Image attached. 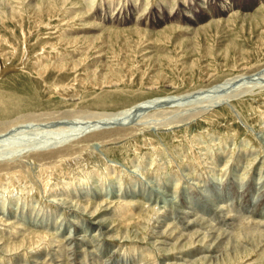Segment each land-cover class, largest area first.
I'll list each match as a JSON object with an SVG mask.
<instances>
[{"label": "rangeland", "instance_id": "374dc122", "mask_svg": "<svg viewBox=\"0 0 264 264\" xmlns=\"http://www.w3.org/2000/svg\"><path fill=\"white\" fill-rule=\"evenodd\" d=\"M0 73V264H264V0H0ZM158 179L172 205L122 194Z\"/></svg>", "mask_w": 264, "mask_h": 264}, {"label": "bare ground", "instance_id": "6f19581e", "mask_svg": "<svg viewBox=\"0 0 264 264\" xmlns=\"http://www.w3.org/2000/svg\"><path fill=\"white\" fill-rule=\"evenodd\" d=\"M201 4V3H200ZM7 65V64H6ZM248 69V68H247ZM1 74V73H0ZM257 74V73H256ZM208 77V76H207ZM233 79V78H232ZM233 81H234V79H233ZM226 82H228V81H226ZM226 85V84H225ZM246 85V84H245ZM213 86V85H212ZM244 86V85H243ZM223 87H225V86H223ZM245 87H247V85L245 86ZM251 87H253V86H251ZM210 89V88H209ZM237 89V88H236ZM242 89H245V88H242ZM248 88H246L245 90H247ZM249 89H250V87H249ZM238 90H241V89H239L238 88ZM238 90H235V91H238ZM210 91V90H209ZM229 91V90H228ZM234 92V91H233ZM252 92V91H251ZM208 93V92H207ZM185 95V94H184ZM211 95V94H210ZM237 94H235V96H236ZM239 95V94H238ZM223 97H224V95H222ZM201 97V96H200ZM218 98H216L215 99V102H214V100H213V103L212 104H209V105H214V107L216 106V105H219V104H222V103H229L228 102V100L229 99H223V98H220L219 99V96H217ZM228 97V96H227ZM167 97H154V98H150V99H147V100H144V101H141V102H139V103H137V104H134V105H132V106H130V107H127V108H124V109H121V110H118V111H114V112H111V113H107L106 115H105V117H103V118H101L100 119V122L101 121H109V122H114V123H116L117 121H123L125 118H128V117H131L132 115H133V112H134V110H136V108L137 109H139L140 108V106H143V105H145V104H148V103H151V102H153V101H155V100H162V99H166ZM205 99H206V97H205ZM207 100V99H206ZM212 100V99H211ZM201 101V100H200ZM166 103V102H165ZM161 105V104H160ZM198 106V105H197ZM201 107H203V106H201ZM190 108V107H189ZM201 109V108H200ZM199 110V109H198ZM183 112H185V111H183ZM194 112V111H193ZM99 115H101V114H99ZM188 115V114H187ZM135 116V115H134ZM146 117L148 116V115H145ZM133 117V116H132ZM131 117V118H132ZM140 119H141V117H140ZM143 119V118H142ZM141 119V120H142ZM194 119V118H193ZM144 120H145V118H144ZM180 120V119H179ZM127 121V120H126ZM137 121V120H136ZM188 121V120H187ZM95 122H97L96 120H95ZM128 122V121H127ZM138 122V121H137ZM145 122V121H144ZM174 122V121H173ZM93 123V122H92ZM121 122H119V124H120ZM136 123V122H135ZM175 123V122H174ZM88 124V123H87ZM98 124V123H97ZM101 124V123H100ZM99 124V125H100ZM128 124V123H127ZM148 124V123H147ZM93 126H96V125H93ZM98 126V125H97ZM105 126V125H104ZM91 127V126H90ZM92 128H94V127H92ZM99 128V127H98ZM102 128V127H101ZM77 130V129H76ZM238 131V130H237ZM254 131H256V130H254ZM154 132V131H153ZM249 132H251V130L249 131ZM256 133V132H255ZM6 134V133H5ZM72 134V133H71ZM217 134V133H216ZM252 134V133H251ZM73 135V134H72ZM254 136V135H253ZM252 136V137H253ZM257 136H258V139H264V129H263V131H261L260 133H258L257 134ZM63 137V136H62ZM251 136H249V138H250ZM64 138H66V137H64ZM253 139V138H252ZM256 139V138H255ZM47 141V140H46ZM49 141V140H48ZM56 143V142H55ZM256 143H258V142H256ZM58 144V143H57ZM261 145H262V143H261ZM32 146V145H31ZM157 146V145H156ZM159 146V145H158ZM154 147V146H153ZM100 149V148H99ZM154 149V148H153ZM158 149V148H157ZM138 150V149H137ZM223 151V150H222ZM225 151V150H224ZM259 151V150H258ZM260 151H261V149H260ZM138 152H140V151H137V153ZM222 153V152H221ZM247 153H248V151H247ZM250 153H252V152H250ZM237 154V153H236ZM86 155H88V154H86ZM251 155V154H250ZM80 157V156H79ZM142 157V156H141ZM91 158V157H90ZM88 159V158H87ZM260 160V159H259ZM65 161V160H64ZM175 161V160H174ZM263 161V160H262ZM113 162H114V160H113ZM116 163V162H115ZM235 165L233 166V164H232V168H233V172H234V170H235V166H236V164L237 163H234ZM243 164V163H242ZM87 165V164H86ZM85 165V166H86ZM138 165V164H137ZM154 165V164H153ZM239 165V164H238ZM150 166V165H149ZM117 167V166H116ZM141 167V166H140ZM139 167V168H140ZM212 167H214L213 165H212ZM211 167V168H212ZM82 168V167H81ZM107 168H109V167H107ZM61 169V168H60ZM141 169V168H140ZM258 173H259V177L261 176V173H260V169H262V167L261 166H259L258 168ZM62 170V169H61ZM89 170V169H88ZM114 170V169H113ZM132 170V169H131ZM60 171V170H59ZM96 171V170H95ZM109 171V170H108ZM141 171V170H140ZM97 172V171H96ZM115 172V171H114ZM122 172V171H121ZM125 172H126V170H125ZM124 172V173H125ZM133 172H134V170H133ZM136 172V171H135ZM83 173V172H82ZM86 173H87V171H86ZM91 173V172H90ZM120 173V172H119ZM60 174H62V173H60ZM59 174V175H60ZM84 174V173H83ZM97 174V173H96ZM100 174V173H99ZM107 174H108V172H107ZM135 174V173H134ZM143 174H145V173H143ZM82 175V174H81ZM114 175H116V174H114ZM140 175H142V174H140ZM95 176V175H94ZM98 176V175H97ZM104 176V175H103ZM73 177V176H72ZM96 177V176H95ZM111 177H113L112 175H111ZM77 178V177H76ZM75 178V179H76ZM82 178V177H81ZM162 178V177H161ZM90 179H91V177H90ZM93 179V178H92ZM98 179V178H97ZM146 179V178H145ZM65 180H67V179H65ZM101 180H102V178H101ZM156 180V179H155ZM154 180V181H155ZM159 181H158V183L155 185V186H151V188H149V187H147L146 185V187L144 186V187H142L141 189H134V188H132V190H129V189H127V190H124L123 192H122V194L124 195V197L125 198H131V197H133V198H136V199H143V198H138V197H140V194H142L143 196H145L144 197V199H146L147 201H149V202H151V203H154V204H157L158 206H160V207H164L165 205H169V203L172 205L173 204V202L174 201H172V200H174V198H175V196L173 195V192L174 191H172V194L171 193H169L167 190H168V187L171 185V184H173V181H171V180H168L167 181V183H165V184H161L160 182H162L160 179H158ZM246 180V179H245ZM245 180H240L241 182L239 183V186L238 187H240V191H239V204L241 205L242 204V202H241V200H242V196L244 195V193H243V191H245V189L247 188L246 187V185L248 184V183H245ZM149 181V180H148ZM22 182V181H21ZM68 182H70V181H68ZM98 182H99V180H98ZM155 182H157V180L155 181ZM231 182V181H230ZM230 182H228L227 181V185H229V186H231V183ZM90 183H92V182H90ZM103 183V182H102ZM54 184H55V182H54ZM97 184V183H96ZM101 184V183H100ZM117 184V183H116ZM149 184V183H148ZM1 186L0 187H2L3 185L2 184H0ZM13 185V184H12ZM50 185V184H49ZM57 185V183L55 184V186ZM61 185H62V183H61ZM111 185H113V183H111ZM214 188L212 187V188H210L209 189V192L211 193V195H212V197H208V195L209 194H206V193H203V194H201V196H203L204 197V199L206 200V201H208V203H212V205H211V209H213L214 210V213H215V211L216 212H218L217 211V209L219 208L218 207V203H219V201H224V199H226V200H229V201H233V200H235V197H234V195L232 194V193H234V192H231V191H233L230 187H227V186H224V184H219V183H217V182H214ZM11 186V185H10ZM26 186V185H25ZM52 186V185H51ZM55 186H54V188H55ZM59 186V185H58ZM79 186V185H78ZM248 186V185H247ZM8 187H9V185H8ZM84 187H86V185L84 186ZM104 187H105V185H104ZM131 186H129V188H130ZM6 188V187H5ZM4 188V189H5ZM19 188V187H18ZM45 188H47L46 186H45ZM186 188V187H185ZM230 188V189H229ZM63 189H65L64 187H63ZM67 189H68V187H67ZM107 189V188H106ZM7 190H9V188L7 189ZM96 190V189H95ZM110 190V189H109ZM248 190H250V191H255L256 193H258V192H262V199L264 198V180H260V178H258V180H257V182H251V184H250V186H249V189ZM10 191H13V190H10ZM21 191H23V190H21ZM36 191V190H35ZM45 191V190H44ZM59 191H60V189H59ZM63 191H66V190H63ZM107 191V190H106ZM168 192L169 194H171L170 195V197L169 196H166L167 194L165 193V192ZM169 191H170V189H169ZM186 191H187V189H186ZM188 191H189V189H188ZM5 194H6V192H8V191H3ZM17 192H18V189H17ZM24 192V191H23ZM22 192V193H23ZM58 192V191H57ZM185 192V191H184ZM190 192V191H189ZM1 193H2V191H1ZM27 193V192H26ZM73 193V192H72ZM112 193V194H111ZM111 195L112 196H115V195H117L116 193V191L115 190H113V191H111ZM236 193V192H235ZM12 194H14V193H12ZM20 194V193H19ZM189 194V193H188ZM3 195V194H2ZM10 195V194H9ZM15 195H17L16 193H15ZM24 195V194H23ZM22 195V196H23ZM57 195V194H56ZM85 196H86V194H84ZM177 195V194H176ZM4 196V195H3ZM14 196V195H13ZM12 196V197H13ZM18 197L20 196V195H17ZM72 196H74V195H72ZM118 196V195H117ZM189 196V195H188ZM75 197V196H74ZM73 197V198H74ZM80 197V196H79ZM105 197V196H104ZM103 197V198H104ZM107 197V196H106ZM119 197H120V195H119ZM183 197H185V196H183ZM10 198V197H9ZM17 198V197H16ZM60 198V197H59ZM62 198V197H61ZM76 198V197H75ZM111 198V197H110ZM117 198V197H116ZM177 198V197H176ZM175 198V199H176ZM188 198V197H187ZM198 198H199V196H198ZM2 199V198H1ZM0 199V200H1ZM56 199V198H55ZM54 199V200H55ZM112 199H114L113 197H112ZM245 199V198H244ZM12 200H14V198L12 199ZM16 200V199H15ZM57 200H58V197H57ZM107 200V199H106ZM115 200V199H114ZM246 203L248 204V207H249V209H250V212L257 218V220L259 221V223L260 222H264V204H256V202H254V201H252L253 203H249V198L248 197H246ZM3 201V200H2ZM8 201V200H7ZM67 201V200H66ZM102 201V200H101ZM105 201V200H104ZM103 201V202H104ZM129 201V200H128ZM187 201V200H186ZM258 201V200H257ZM10 202H11V200H10ZM16 202V201H15ZM14 202V203H15ZM103 202H101V203H103ZM112 202V201H111ZM260 202V201H259ZM32 203V202H31ZM57 203V202H56ZM100 203V202H99ZM4 203H2L1 205H3ZM17 204V203H16ZM15 204V205H16ZM70 204V203H69ZM68 204V205H69ZM78 204V203H77ZM95 204H97V203H95ZM111 204V203H110ZM185 204V203H184ZM67 205V204H66ZM71 205H74V204H72L71 203ZM101 205V204H100ZM109 205V204H108ZM239 205V206H240ZM76 206V205H75ZM78 207H81V206H79V204L77 205ZM123 206V205H122ZM244 206V205H243ZM5 207V206H4ZM9 207V206H8ZM69 207V206H68ZM104 207V206H103ZM242 207V206H241ZM1 208H3V207H1ZM17 208V207H16ZM15 208V209H16ZM84 208H86L85 206H84ZM99 208H100V206L99 205H95V207H94V210L93 211H91L90 210V212L88 213L89 215H90V218H89V220H88V223L86 224V226H76L75 227V230H74V234H76V239L78 238H82V237H84L85 236V234H82V233H85L88 229H91V228H93V229H98L99 231H100V229L102 230V231H106L107 229H108V225L107 224H105L106 223V219H105V217H104V215H105V213H106V211H105V209L104 208H101V215H97V211L99 210ZM127 208V207H126ZM5 209V208H4ZM193 209V208H192ZM221 210V209H220ZM0 211H4V210H0ZM7 211V210H6ZM11 211V210H10ZM131 211H132V209H131ZM168 211V210H167ZM211 211V210H210ZM5 212V211H4ZM12 212V211H11ZM25 212V211H24ZM126 212V211H125ZM183 211H181V213H182ZM184 212H186V213H184ZM183 212V214H185V215H183L185 218L187 217V216H189L190 214H189V212H187V211H184ZM193 212H195V211H193ZM16 213V212H15ZM22 213V212H21ZM44 213H46V212H44ZM123 213V212H122ZM191 213V212H190ZM9 214V213H8ZM28 214V213H27ZM48 214H50V213H48ZM112 214V213H111ZM192 214V213H191ZM217 214V213H216ZM220 214V213H219ZM224 214V213H223ZM43 215V214H42ZM86 215V214H85ZM126 215H127V213H126ZM182 215V214H181ZM193 215V214H192ZM2 216V215H1ZM8 216V215H7ZM12 216V215H11ZM33 216V215H32ZM31 216V217H32ZM44 216V215H43ZM49 216V215H48ZM60 216V215H59ZM105 216H107V215H105ZM124 216V215H123ZM164 216V215H163ZM6 217V216H5ZM14 217V216H13ZM73 217V216H72ZM165 217V216H164ZM225 217V216H224ZM33 218V217H32ZM28 219V218H27ZM75 219V218H74ZM108 219V218H107ZM188 219V218H187ZM198 219V218H197ZM161 220V219H160ZM182 220V219H181ZM183 220H184V218H183ZM182 220V221H183ZM34 221H36V219L35 220H33V222ZM41 221V220H40ZM39 221V222H40ZM72 221V220H71ZM214 221V220H213ZM37 222V221H36ZM36 222H35V224H36ZM38 222V223H39ZM83 222V221H82ZM81 222V223H82ZM111 222V221H110ZM187 222V221H186ZM205 222V221H204ZM6 223V222H5ZM22 223V222H21ZM51 223V222H50ZM71 223V222H70ZM112 223V222H111ZM189 223H190V221H189ZM188 223V224H189ZM73 224V223H72ZM75 224V223H74ZM73 224V225H74ZM77 224V223H76ZM187 224V223H186ZM263 224V223H262ZM17 225V224H16ZM49 225V224H48ZM85 225V224H84ZM115 225V224H114ZM216 225V224H215ZM25 226V225H24ZM110 226V225H109ZM146 226V225H145ZM241 226V225H240ZM255 226V225H254ZM51 227V226H50ZM49 227V228H50ZM160 227V226H159ZM36 228V227H35ZM48 228V229H49ZM144 228H146V227H144ZM256 228V227H255ZM259 228V227H258ZM51 229V228H50ZM72 229V228H71ZM73 229H74V226H73ZM263 229V228H262ZM13 230V229H12ZM12 230H10V231H12ZM15 231V230H14ZM17 231V230H16ZM68 231H70V230H68ZM97 231V230H96ZM96 231H94V232H96ZM195 231V230H194ZM243 232V231H242ZM109 233V232H108ZM107 233V234H108ZM112 233V232H111ZM21 234V233H20ZM65 234V233H64ZM106 234V233H105ZM127 234V233H126ZM254 234V233H253ZM47 235H49V234H47ZM54 235H55V233H54ZM70 235V233L68 234V235H66V236H69ZM95 235V234H94ZM129 235V234H128ZM127 235V236H128ZM138 235V234H137ZM161 235H162V233H161ZM21 236V235H20ZM136 236V235H135ZM142 236V235H141ZM245 236V235H244ZM263 236V235H262ZM5 237V236H4ZM41 237H43L42 235H41ZM48 237V236H47ZM87 237V236H86ZM113 237V236H112ZM123 237L125 238V235H123ZM122 237V238H123ZM143 237V236H142ZM167 237V236H166ZM264 237V236H263ZM90 238H92V237H90ZM260 238V237H259ZM95 239V238H94ZM245 239V238H244ZM2 240V239H1ZM5 240V239H4ZM18 240V239H17ZM70 240H72L71 238H70ZM243 240V239H242ZM262 240H264V239H262ZM15 241V240H14ZM24 241V240H23ZM38 241H40V239L38 240ZM81 241V240H80ZM83 241V240H82ZM85 241H86V239H85ZM84 241V242H85ZM88 241V240H87ZM94 241V240H93ZM182 241V240H181ZM250 241H251V239H250ZM10 242V241H9ZM69 242V241H68ZM70 242H72V241H70ZM76 242H78L77 240H76ZM75 242V243H76ZM214 242V241H213ZM22 243V242H21ZM197 243V242H196ZM236 243V242H235ZM247 243V242H246ZM261 243V242H260ZM263 243V242H262ZM69 244V243H68ZM71 244V243H70ZM78 244V243H77ZM86 244V243H85ZM169 244V243H168ZM217 244V243H216ZM20 245V244H19ZM23 245V244H22ZM231 245V244H230ZM236 245V244H235ZM240 245V244H239ZM244 245V244H243ZM11 246V245H10ZM190 246V245H189ZM205 246V245H204ZM251 246V245H250ZM74 247V246H73ZM239 247V246H238ZM252 247V246H251ZM256 247V246H255ZM263 247V246H262ZM7 248V247H6ZM6 248H5V250H6ZM20 248V247H19ZM79 248H81V247H79ZM152 248V247H151ZM237 248V247H236ZM1 249V248H0ZM2 249H4V248H2ZM87 249V248H86ZM205 249V248H204ZM218 249V248H217ZM10 249H8V251H9ZM78 251H80V250H78ZM206 251V250H205ZM166 253V252H165ZM198 254V253H197ZM206 254V253H205ZM214 254V253H213ZM234 254V253H233ZM32 255V254H31ZM51 255V254H50ZM49 255V256H50ZM112 255V254H111ZM173 255V254H172ZM166 256V255H165ZM164 256V257H165ZM181 256V255H180ZM201 256V255H200ZM209 256V255H208ZM213 258H214V256H213ZM76 259V258H75ZM211 259V258H210ZM30 260V259H29ZM179 260V259H178ZM177 260V261H178ZM101 261V260H100ZM161 261V260H160ZM168 261V260H167ZM175 263V262H174Z\"/></svg>", "mask_w": 264, "mask_h": 264}]
</instances>
